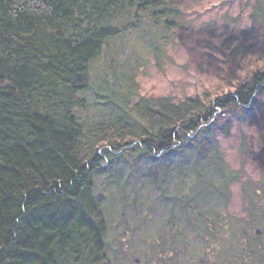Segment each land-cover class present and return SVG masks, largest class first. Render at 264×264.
Listing matches in <instances>:
<instances>
[{"label": "trees", "instance_id": "obj_1", "mask_svg": "<svg viewBox=\"0 0 264 264\" xmlns=\"http://www.w3.org/2000/svg\"><path fill=\"white\" fill-rule=\"evenodd\" d=\"M176 1L0 0V264H264V42L239 49L241 34L264 30L262 0L247 13L248 30L232 22L244 73L228 62L225 93L137 102L141 126L123 115L84 118L93 62L142 23L160 25L165 45L183 27ZM231 38L210 46L224 55ZM217 112L224 137L233 113L258 133L242 152L257 176L211 156ZM141 161L160 189V227L131 230L122 212L129 235L110 248L95 179L113 163ZM234 185L238 215L228 209Z\"/></svg>", "mask_w": 264, "mask_h": 264}, {"label": "rangeland", "instance_id": "obj_2", "mask_svg": "<svg viewBox=\"0 0 264 264\" xmlns=\"http://www.w3.org/2000/svg\"><path fill=\"white\" fill-rule=\"evenodd\" d=\"M175 4L181 13L183 27L169 33L165 45L160 41L165 34L160 25L142 23L120 39L111 41V48L93 62L91 84L85 94L89 102L88 111L83 112L85 119L123 115L132 124L141 126L143 122L132 109L135 103H144L156 96L178 101L188 96L225 93L231 89L232 83L226 75L228 62L233 63L235 72L244 73L240 66L242 53L264 42V30L258 36L241 34L239 49L242 53H239L236 38L239 34L232 32L231 26L238 18L239 30L245 32L250 28L247 13L254 0H178ZM220 26L224 28L220 29ZM226 36L232 37L227 45L229 50L224 55L222 52L215 53L212 44ZM217 114L216 125L210 127L206 134L211 139V156L222 158L232 169L242 167L245 174L257 176L252 163L242 152L244 144L255 142L258 133L254 128L236 123L233 113L228 115L233 121V128L226 138L219 130V124L226 115ZM131 156L133 161L139 157L136 153ZM149 167L150 164L145 161L113 163L109 177L95 179L96 193L104 196V207L110 219L107 238L110 248L117 246V236L122 232H125L124 238L122 236L124 240L129 235L121 219L122 212L131 230L141 225L142 221L150 229L160 227V216L163 214L160 210V189H156L155 184L153 187L149 185L146 177ZM177 168L178 164L175 170ZM237 187L230 188L228 209L238 215L241 206ZM134 203L141 211L140 215H134ZM137 235L135 232L133 237L136 242Z\"/></svg>", "mask_w": 264, "mask_h": 264}]
</instances>
